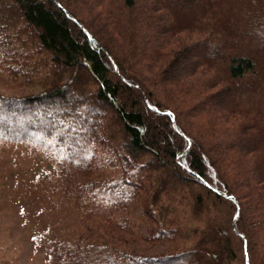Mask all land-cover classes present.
<instances>
[{
  "label": "trees",
  "instance_id": "1",
  "mask_svg": "<svg viewBox=\"0 0 264 264\" xmlns=\"http://www.w3.org/2000/svg\"><path fill=\"white\" fill-rule=\"evenodd\" d=\"M0 79L37 88L0 165L67 212L42 264H264V0H0Z\"/></svg>",
  "mask_w": 264,
  "mask_h": 264
},
{
  "label": "rangeland",
  "instance_id": "2",
  "mask_svg": "<svg viewBox=\"0 0 264 264\" xmlns=\"http://www.w3.org/2000/svg\"><path fill=\"white\" fill-rule=\"evenodd\" d=\"M35 90L30 85H14L0 79V92L5 94ZM4 161L0 165V264H42L41 242L67 227V212L50 198L51 184L43 171L44 162L37 163L11 147L6 150ZM168 245L140 242L135 250L155 253Z\"/></svg>",
  "mask_w": 264,
  "mask_h": 264
}]
</instances>
